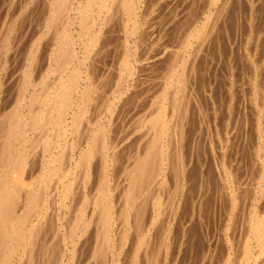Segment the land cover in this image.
I'll list each match as a JSON object with an SVG mask.
<instances>
[{"label": "bare ground", "instance_id": "bare-ground-1", "mask_svg": "<svg viewBox=\"0 0 264 264\" xmlns=\"http://www.w3.org/2000/svg\"><path fill=\"white\" fill-rule=\"evenodd\" d=\"M46 4L60 21L54 48L45 69L44 33L35 39L0 125V264H264V13L254 0L244 23L238 0ZM36 71L40 82L54 76L37 93ZM152 90L125 144L116 122ZM81 128L89 139L69 137Z\"/></svg>", "mask_w": 264, "mask_h": 264}, {"label": "rangeland", "instance_id": "rangeland-1", "mask_svg": "<svg viewBox=\"0 0 264 264\" xmlns=\"http://www.w3.org/2000/svg\"><path fill=\"white\" fill-rule=\"evenodd\" d=\"M8 1L9 0H0V116H2V118L0 117V125H4V122H3V119H6V117H7V115L9 116V113L10 112H12L13 111V109H14V107H15V101H16V98H17V96H18V93H19V87H20V82L21 81H19L21 78L20 77H22L21 75L24 73V71H25V66L27 65V58H28V51H29V49L31 48V46H32V44H33V42L35 41V39L37 38V37H39L41 34H43L44 33V35H43V39H42V43H43V47H42V49H41V51H40V55H41V57L39 58V61H38V63L40 62V63H44V65L42 66V64H40L43 68H45L46 69V65H47V63H46V61H47V57H46V54L47 53H45V51L46 52H48V49L47 48H50V50H53L52 48H54L53 46H54V43H53V32L52 31H54L55 32V29H56V27H58L59 26V22H58V20L59 19H57L56 18V21H54L53 23H51L52 21H49L48 19H49V17H48V12H47V9L45 10V8H47V4H46V0L43 2H41V0H16V4L14 5V7L11 9V10H8L7 9V11L8 12H6L5 11V8L6 7H4V6H6V5H3L4 4V2H7L8 3ZM241 1H244V4L241 2ZM248 1L249 0H238V5H240V6H238L237 5V8H236V12H235V16H236V18H235V21H237V17L239 18V21L241 22L243 19H245L246 17H247V15H248V10H249V6H248ZM259 1V0H258ZM257 0H254V2H255V5H256V7H257V9H258V12H260V13H264V0H262V2H258ZM247 2V3H246ZM35 3H37V4H35ZM43 3V4H42ZM240 3V4H239ZM257 3V4H256ZM261 3V4H260ZM30 4V5H29ZM241 4H243V5H241ZM245 4H247V6L248 7H246V5ZM259 4V5H258ZM34 5V6H33ZM43 6V7H41V6ZM258 5V6H257ZM262 5V6H261ZM3 6V7H2ZM39 6H40V8H39ZM244 6V7H243ZM35 9V10H38V11H36V13H35V10L33 9V8ZM240 8H241V10H240ZM244 8H245V10H244ZM34 10L33 12H32V10ZM242 9L244 10L243 12L244 13H246L245 15H244V13L243 12H241L242 11ZM248 9V10H247ZM263 9V10H262ZM262 10V11H261ZM29 12L31 13V14H29ZM240 13V14H239ZM28 14H29V16H28ZM238 16H237V15ZM35 15V16H34ZM243 15V16H242ZM30 17L31 18V22H33V25H32V23L30 22V19L28 18V17ZM34 17V18H33ZM24 18L26 19V20H24ZM29 20H28V19ZM240 18H242V19H240ZM17 19V20H16ZM20 19V20H19ZM33 19H34V21H33ZM11 21V22H10ZM13 21V22H12ZM29 21V23H28V26H27V24H25V23H27V22ZM17 24H16V23ZM20 22L21 23H23L22 25H24V26H22L21 24H20ZM58 22V23H57ZM9 23H11V24H9ZM236 23V22H235ZM242 23H244V20L242 21ZM242 23H240V24H242ZM17 25V26H16ZM243 25V24H242ZM242 25H239L240 27H238L239 29L241 28V26ZM15 26V27H14ZM27 26V27H26ZM31 26V27H30ZM37 26V27H36ZM54 26H56V27H54ZM8 27H10V29H11V33L13 34L12 36H11V33H10V38H12L13 37V41L15 42V43H12L13 41H12V39H10V43L8 44V43H6L5 44V40H3L4 39V37L6 36V33H7V28ZM12 27V28H11ZM49 27V28H48ZM55 29H54V28ZM20 28H22V29H20ZM27 28V29H26ZM31 28V29H30ZM45 28V29H44ZM48 28V29H47ZM52 28V29H51ZM29 29V30H28ZM43 29V30H42ZM32 30V31H31ZM46 30V31H45ZM118 30V29H117ZM14 31V32H13ZM15 31H17L16 33H15ZM45 31V32H44ZM169 31V30H168ZM25 32H27L26 34H25ZM33 32V33H32ZM35 32V33H34ZM19 33V34H18ZM22 33V34H21ZM17 34H18V36L19 37H17ZM27 35H28V37H27ZM32 35V36H31ZM38 35V36H37ZM47 35V36H46ZM15 36H16V38H15ZM24 36H26V37H24ZM31 37V38H30ZM49 37V38H48ZM52 37V38H51ZM168 38H171V40H170V42L172 41L173 42V40H172V38H173V35H171L170 33L168 34V36H167ZM17 38H20L19 40L17 39ZM23 39V40H22ZM45 39V40H44ZM49 39V40H48ZM19 41V43H18V41ZM264 40V39H263ZM4 41V42H3ZM21 41V42H20ZM31 41V42H30ZM46 43V44H45ZM47 43L49 44V45H47ZM51 43V44H50ZM53 43V44H52ZM10 44H15V45H11L9 48H8V45H10ZM30 46H29V45ZM6 45H7V48L9 49V50H7L6 49ZM17 45H19V47H17V49H16V46ZM25 45H26V48H25ZM14 46V47H13ZM45 47V48H44ZM52 47V48H51ZM13 48V49H12ZM21 48V49H20ZM45 49H47V50H45ZM17 50V51H16ZM42 51H44V54L43 53H41ZM20 56V57H19ZM9 57V58H8ZM45 57V59H43ZM106 60V63H107V65H111V61H112V59H111V56L109 57H107V59H105ZM42 61H44V62H42ZM109 61V62H108ZM113 63V62H112ZM4 64V65H3ZM40 65H39V69H40V71H43V70H45V69H43L42 67H40ZM13 66V67H12ZM4 67V68H3ZM15 67V68H14ZM8 68V69H7ZM13 68V69H12ZM23 68H24V70H23ZM21 70H23V72L21 71ZM157 70V69H156ZM40 71H36L35 72V75L36 76H34V81H33V83H34V88L33 87H31L30 89H31V92H33L34 90V92L35 93H37V91L38 92H40V90H42V89H45L44 87H46V85L48 84V86L47 87H49V86H51L52 84H51V81L54 79V76H52V77H44L42 80V82H40V80H38V79H40ZM159 72V71H158ZM157 71H156V73H157V76H158V73ZM37 73V74H36ZM45 73V71L44 72H42V75ZM155 74V73H154ZM153 74V75H154ZM153 75H150V77L148 78V80H149V82H150V84L152 85H154L155 87H156V85L158 84L157 82H158V78H160V76L161 75H159L158 76V78L156 77V76H153ZM4 76V77H3ZM7 76V77H6ZM9 76V77H8ZM20 76V77H19ZM35 77H39L38 79H35ZM19 79V80H18ZM157 79V80H156ZM18 80V81H17ZM50 82H49V81ZM152 80H154L155 81V83L156 84H154L153 82L154 81H151ZM37 81H38V83L40 82V85L37 83ZM6 82V83H5ZM19 82V84H17ZM149 84V83H148ZM41 85H43V86H41ZM10 87V88H9ZM16 87H18V88H16ZM7 88V89H6ZM17 89V90H16ZM32 89H34V90H32ZM5 90V91H4ZM7 90V91H6ZM11 90V91H10ZM144 90V89H143ZM156 90V92L158 93V89L156 88L155 89ZM155 90H152L149 94H148V96H143V94H142V96H139L138 97V100H137V102H134V103H132V106H131V108L129 107V108H127V110H126V112H125V114L124 115H121L120 116V118L118 119V121L116 122V125L117 126H115V130H116V132H117V136H118V138L120 139H122L121 141H123L125 144H126V138H128V136L129 137H132L134 140H135V137H136V130L138 129L137 128V123L140 121V119H139V116H141L140 118H143L144 116H143V114L148 110V107L150 106V104H151V101L154 99V98H152V97H155ZM17 93V94H16ZM7 94V95H6ZM4 95V96H3ZM154 95V96H153ZM99 96V95H98ZM2 97V98H1ZM12 97H14V98H12ZM102 97H104V96H102ZM106 97V96H105ZM111 97V100L113 99V97L112 96H110ZM15 100V101H14ZM150 100V101H149ZM149 102V103H148ZM148 104V106H145V105H147ZM103 105V104H102ZM2 106V107H1ZM100 106L101 105H99V106H96V107H98V108H100ZM13 107V108H12ZM3 108V109H2ZM96 109L95 111H99V109ZM103 110H105V108H103ZM91 112H89V114H88V119H93L92 120V122H94L96 119H97V121H98V124H99V122H103V118L101 119V121L100 120H98V118H97V115L95 116L94 114V112L92 111V109L90 110ZM5 112H9V113H5ZM92 112H93V114H92ZM3 115H2V114ZM103 113H105L106 114V111H103ZM104 114V115H105ZM129 114V115H128ZM91 115V116H90ZM94 115V116H93ZM103 115V116H104ZM6 116V117H5ZM90 117V118H89ZM122 118V119H121ZM136 120V121H135ZM139 120V121H138ZM131 121V122H130ZM94 124H91L90 126H92L91 127V129H92V131L93 130H96L97 128L96 127H98V126H96V125H94ZM136 127H135V126ZM93 128H95V129H93ZM82 129V128H81ZM81 129H79V131H76V132H72V133H70V135H69V137H71V138H75L74 140L75 141H77L78 140V137H80L81 135H85V137H87V132L84 130V129H82V130H84V132L81 130ZM74 133V134H73ZM77 133H80V134H78V135H76ZM131 133V134H130ZM134 133H135V135H134ZM33 134H32V131L30 132V136H32ZM91 135H92V133H91ZM90 134L88 135L89 137L91 136ZM89 137H87L88 139H89ZM33 139H34V137H32ZM77 139V140H76ZM64 140V139H63ZM62 140V141H63ZM65 141V140H64ZM63 141V142H64ZM35 142V140H32L31 141V139L29 140V142H28V144L26 145L27 146V148L31 145V143H33V144H35L34 143ZM30 143V144H29ZM32 144V145H33ZM138 144V143H137ZM37 147V146H36ZM36 147H29L31 150H32V152H33V154H34V158L36 159V161H38V162H40V160H41V158H42V155L40 156V154H39V156L36 154L37 152L38 153H41L42 152V149H41V147H40V149L37 147V149H34V151H33V148H36ZM37 150V151H36ZM138 151V149H137V147H136V145H135V147H134V145L132 146V148H131V150H129V157L130 156H132L135 152H137ZM36 152V153H35ZM38 157V158H37ZM40 157V158H39ZM127 156H125L124 158H126ZM123 158V159H124ZM123 161H125V160H123ZM121 175H123V172H122V174ZM123 177H124V175L122 176V179H123ZM120 178H121V176H120ZM96 176H93L91 179H89L88 181H87V186L88 187H90V184H92L91 185V189L90 188H88L87 187V194H89V191H90V194H89V196H91V195H95L96 193H95V191L97 190V182H96ZM121 179V180H122ZM92 180H93V182L95 183H93L92 182ZM121 182V181H120ZM78 184V183H77ZM94 184V185H93ZM96 185V186H95ZM89 189V190H88ZM93 189V190H92ZM97 192V191H96ZM78 199H80L81 200V198H78ZM79 200V201H80ZM78 201V202H79ZM78 204V203H77ZM50 213H54L55 214V209H53V207H52V210L50 211ZM53 214V215H54ZM118 227H119V225H118ZM117 228V227H116ZM103 254H105V252L103 253ZM102 254V255H103ZM91 261H92V264H93V260L91 259V257L89 256L88 257V259H87V264H89V262L91 263Z\"/></svg>", "mask_w": 264, "mask_h": 264}]
</instances>
